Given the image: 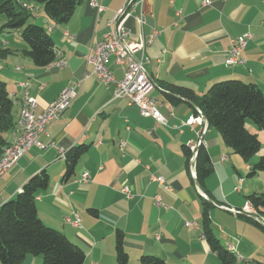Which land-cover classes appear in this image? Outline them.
Returning <instances> with one entry per match:
<instances>
[{"label": "crops", "instance_id": "crops-1", "mask_svg": "<svg viewBox=\"0 0 264 264\" xmlns=\"http://www.w3.org/2000/svg\"><path fill=\"white\" fill-rule=\"evenodd\" d=\"M92 1L106 9L99 17ZM126 1L82 0L65 25H56L30 6L35 12L32 23L51 35L67 60L63 69L36 67L23 55L27 46L19 32L14 43L0 35V49L13 52L0 60V79L16 100L17 121L23 98L20 83L27 84L41 113L72 83L83 82L78 97L42 137L46 148L33 147L0 180V206L14 198L33 175L46 170L51 182L36 199L39 217L83 249L85 264H117V231L123 232L128 264H140L145 255L165 264H221L202 229L203 199H207L213 206V232L226 249L242 257L238 264H264V226L252 221L253 214L241 211L249 205V195L263 193L245 181L248 165L207 124L203 141L214 172L205 181L210 195L201 190L195 168L187 167L184 148L196 142L205 127L183 125L194 115L193 106L186 100L171 105L159 85L186 87L201 96L215 84L239 80L255 83L264 91V0H140L145 23L130 18L126 27L133 40L161 32L147 48L144 67L152 82L148 94L159 101L165 125L141 116L126 100L115 99L116 85L101 84L87 61L91 48L102 40L108 22ZM4 23L1 20L0 28ZM67 33L73 37L70 43ZM246 33L253 37L241 54L244 63L227 66L230 40ZM135 57L139 59L140 54ZM109 65L121 79V67L113 61ZM251 125L247 122V129L256 134L257 128ZM6 138L11 143L15 133ZM80 145L89 150L72 178L64 180L65 153ZM84 175L90 177L87 184L78 182ZM159 177L165 185L155 181ZM124 187L132 198L122 193ZM158 197L161 204H157ZM75 212L82 218L81 229L65 222ZM41 263V257L29 256L25 264Z\"/></svg>", "mask_w": 264, "mask_h": 264}, {"label": "trees", "instance_id": "trees-1", "mask_svg": "<svg viewBox=\"0 0 264 264\" xmlns=\"http://www.w3.org/2000/svg\"><path fill=\"white\" fill-rule=\"evenodd\" d=\"M82 0H0V16L5 17L1 32H19L20 40L27 46L23 55L36 67L49 68L56 60L53 38L38 24L30 22L34 10L30 4L40 5L45 15L56 25L68 24ZM13 52L0 49V60L6 59ZM264 70V66H263ZM166 100L173 106L186 100L196 111H201L208 127L216 129L225 145L239 155L247 166L250 179L264 173V156L256 163L250 160L261 150L258 135L247 129V121H253L264 131V91L255 83L239 80H227L213 85L203 95L192 89L160 82ZM16 100L9 91L8 84L0 79V161L11 146L7 135L18 129L17 115L14 113ZM15 131V132H14ZM89 147L80 145L65 153L64 180L72 178L81 157ZM189 169L192 152L184 148ZM196 181L208 196L205 181L213 174L214 167L210 155L201 146L195 160ZM50 176L46 170L33 175L22 186L14 198L0 206V263L25 264L29 256L42 257V264H85L86 254L83 249L71 241L63 232L47 226L39 217L36 199L50 186ZM256 215L254 223L264 219V192L253 193L247 197ZM212 203L203 199L202 229L211 250L217 254L221 264H238V256L226 249L213 232L210 209ZM92 214L96 211L91 210ZM258 220V221H257ZM117 264H128L129 254L125 247L123 232L117 231L115 239ZM140 264H165L151 255L142 256Z\"/></svg>", "mask_w": 264, "mask_h": 264}, {"label": "built area", "instance_id": "built-area-1", "mask_svg": "<svg viewBox=\"0 0 264 264\" xmlns=\"http://www.w3.org/2000/svg\"><path fill=\"white\" fill-rule=\"evenodd\" d=\"M142 3H131L127 0L124 6L118 11L115 18L108 22V31L103 35L102 40L94 45L89 53L87 61L93 67V74L103 85L115 84V99H124L129 105L136 106L141 116L152 118L159 124H166L164 116L158 110L159 101L150 97L148 94L152 82L144 64L148 61L147 48L153 44L154 40L161 35V32L155 30L151 35H141L139 40H133L130 30L126 27V22L134 18L140 25L145 23L142 12ZM91 7L95 10L97 17L105 12V7L98 1H92ZM181 16V11L177 12ZM264 24V21H263ZM67 42H72L73 37L65 34ZM252 35L246 33L230 40V49L226 54L225 63L227 66H236L243 64L242 52L246 49ZM136 53L140 58L135 57ZM121 67L123 76L117 79L110 68V62ZM67 63L62 67L65 68ZM88 76V75H87ZM83 82L77 81L67 87L51 104L41 113L38 112V103L35 99H28L26 109L24 110V119L19 125H22V140L10 154L8 163L2 166L0 170V180L23 158L33 147L45 149L46 146L41 141L48 128L57 121L70 107L72 102L78 97ZM27 86H24V93ZM198 123L204 125L203 132L198 134L196 142L190 141L196 147V158L198 149L204 146L203 135L206 132L205 124H201L199 115H192L183 125L191 126ZM125 147V142L121 143V149ZM196 176V171H195ZM90 181L88 175H84L78 182L87 184ZM155 181L165 185V179L155 178ZM169 191L172 188L168 187ZM122 193L127 198H132L128 187H124ZM157 204H161V198H157ZM247 214H252L250 207L246 205L242 210ZM65 222L75 228H82V218L75 212L71 217H66ZM264 226V223H262ZM238 255V259L242 257Z\"/></svg>", "mask_w": 264, "mask_h": 264}, {"label": "bare ground", "instance_id": "bare-ground-1", "mask_svg": "<svg viewBox=\"0 0 264 264\" xmlns=\"http://www.w3.org/2000/svg\"><path fill=\"white\" fill-rule=\"evenodd\" d=\"M131 3H132V0H131ZM65 63H68L67 60L65 59L63 53L60 50H58L56 52V60H55V62L53 64L50 65L49 68L56 67V68H61L62 69V67L65 65ZM24 86H27V84L24 83V82L19 84V87L21 88L22 93H23V98H22V109H21L20 117H19V121H18V129H17V131L15 133V138L13 139V141L11 143V146L6 150L2 160L0 161V170L2 169L3 165L8 163L11 152L16 149V147L18 146V143L22 140V125H19V124L24 119V110L26 109V106H27V103H28V99H31L28 87L26 88L25 93H24ZM196 113H197V115H199L200 123L201 124H205V126L207 127V122L203 118V115H202L201 111L197 110ZM189 148H190V150L192 152V158H191V162H190V169L194 171L195 160H196V147H195V145H192V143H189ZM248 207H250V210H251L252 214L255 216L256 213H255L253 207L250 204L248 205ZM261 223H264V219H262ZM241 259H239V260H241Z\"/></svg>", "mask_w": 264, "mask_h": 264}, {"label": "rangeland", "instance_id": "rangeland-1", "mask_svg": "<svg viewBox=\"0 0 264 264\" xmlns=\"http://www.w3.org/2000/svg\"><path fill=\"white\" fill-rule=\"evenodd\" d=\"M32 4H30V6H31ZM32 6H34L36 9H39L40 10V13L41 14H45L44 13V11H43V9H40V8H42V6H40V5H37V4H34V5H32ZM124 6V5H123ZM1 20H6L5 19V17L4 16H0V22H1ZM30 22H34V19H31L30 20ZM35 24V23H34ZM16 33H6V32H0V35H4V36H7L13 43L16 41V35H15ZM9 35V36H8ZM17 42V41H16ZM0 47H2V45L0 46ZM10 81V80H9ZM17 111H18V107H17V105H15V108H14V113H17ZM247 122H251L253 125H251V126H255V127H253V128H257L256 130V134H258V138H259V140H260V142H261V150H260V152L257 154V155H255L251 160H250V162H249V164H253V163H256L261 157H263L264 156V131H260V129H259V127L253 122V121H251V120H249V121H247ZM8 136V135H7ZM237 156H239V155H237ZM240 157V156H239ZM241 158V157H240ZM245 172V171H244ZM247 175H246V173H244V178H245V181L246 182H249V183H252V184H254L255 186H256V189H258L259 191H261V192H264V173H259V175H257L255 178H253V179H248L247 177H246ZM261 218V216H259V218L257 217V219H259V220H261L262 221V219H260ZM41 259H42V257H41ZM1 264V263H0ZM42 264V263H41Z\"/></svg>", "mask_w": 264, "mask_h": 264}]
</instances>
